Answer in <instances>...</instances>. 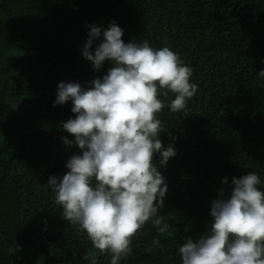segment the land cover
I'll use <instances>...</instances> for the list:
<instances>
[{
	"label": "trees",
	"instance_id": "trees-1",
	"mask_svg": "<svg viewBox=\"0 0 264 264\" xmlns=\"http://www.w3.org/2000/svg\"><path fill=\"white\" fill-rule=\"evenodd\" d=\"M113 20L125 43L166 41L198 85L187 111L170 110L174 93L159 97L168 129L160 139L177 152L166 167L157 154L169 229L159 234L147 222L118 264H182L179 247L208 232L212 201L233 177L255 172L264 191V0H0V264H111L62 218L47 183L82 154L63 142L74 140L62 123L75 114L71 101L53 106L58 84L87 87L107 74L110 61L96 72L82 50L86 25L107 29Z\"/></svg>",
	"mask_w": 264,
	"mask_h": 264
},
{
	"label": "clouds",
	"instance_id": "clouds-1",
	"mask_svg": "<svg viewBox=\"0 0 264 264\" xmlns=\"http://www.w3.org/2000/svg\"><path fill=\"white\" fill-rule=\"evenodd\" d=\"M90 29L83 57L99 72L106 61L112 67L102 78L84 87L78 82H60L54 105L71 101L70 118L62 128L74 136L66 145L82 150L68 158L69 170L62 177L50 176L48 186L62 218L86 232L102 254H111V264L132 255V241L150 220L159 234L169 225L159 210L168 192L158 170L177 155L173 144L165 148L160 139L167 131L157 118L165 108L159 98L175 94L172 112L188 110V101L198 91L191 82L193 69L165 41L162 48L149 41L125 43L124 29L115 20L107 29ZM103 37L92 51L93 43ZM264 79V70L258 73ZM175 139V138H173ZM223 183L228 184L227 177ZM226 195L212 201L209 230L194 241L185 237L179 247L182 264H264V191L260 176L248 172L233 177ZM153 247H160L158 239ZM146 251H152L147 248ZM86 258V257H85Z\"/></svg>",
	"mask_w": 264,
	"mask_h": 264
}]
</instances>
